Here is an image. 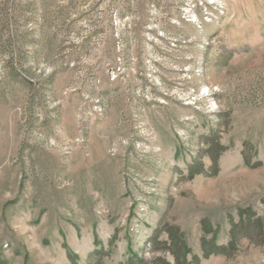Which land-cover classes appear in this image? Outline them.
<instances>
[{"label":"rangeland","instance_id":"1","mask_svg":"<svg viewBox=\"0 0 264 264\" xmlns=\"http://www.w3.org/2000/svg\"><path fill=\"white\" fill-rule=\"evenodd\" d=\"M136 258L264 264V0H0V264Z\"/></svg>","mask_w":264,"mask_h":264},{"label":"trees","instance_id":"2","mask_svg":"<svg viewBox=\"0 0 264 264\" xmlns=\"http://www.w3.org/2000/svg\"><path fill=\"white\" fill-rule=\"evenodd\" d=\"M217 173L218 172H213L211 176L214 177L215 175H217ZM199 174H202V173H199ZM191 176H193V175H191ZM154 235H155L154 240H158L159 239V232L158 233H155ZM206 245H207L206 244V241H204L203 242V247H204L203 257H204V259H209L211 256H214L216 254H223V253H225V248L224 247H218L217 248L218 250L216 249V251L213 252V251H209V249L206 247ZM176 261L178 262V264H180L179 261H181V260H180V258H177ZM195 261L198 262V259L195 258ZM135 263L143 264V262L139 258H136V260L135 259H131V261L128 262V264H135Z\"/></svg>","mask_w":264,"mask_h":264}]
</instances>
